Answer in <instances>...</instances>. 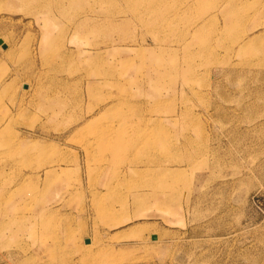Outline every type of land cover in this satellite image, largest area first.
<instances>
[{"label":"rangeland","instance_id":"obj_1","mask_svg":"<svg viewBox=\"0 0 264 264\" xmlns=\"http://www.w3.org/2000/svg\"><path fill=\"white\" fill-rule=\"evenodd\" d=\"M0 212V264H264V0H0Z\"/></svg>","mask_w":264,"mask_h":264},{"label":"bare ground","instance_id":"obj_2","mask_svg":"<svg viewBox=\"0 0 264 264\" xmlns=\"http://www.w3.org/2000/svg\"><path fill=\"white\" fill-rule=\"evenodd\" d=\"M104 8V7H103ZM44 14V13H43ZM75 14V13H74ZM74 17V16H73ZM81 17V16H80ZM92 19V17H90V16H86L85 17V19H83V21H82V24H81V26L83 25V27L84 26H87L88 24V22H89V20H91ZM53 20V19H52ZM55 22V21H54ZM56 23V22H55ZM101 23V22H100ZM61 30V29H60ZM64 30V29H63ZM61 33H63V32H61ZM81 33V32H80ZM88 34V33H87ZM74 38V37H73ZM120 53V52H119ZM114 56H115V54H114ZM90 84V83H89ZM123 120V119H122ZM113 122V121H112ZM125 125V124H124ZM124 127V126H123ZM108 129V128H107ZM122 131V130H121ZM139 132V131H138ZM100 133V132H99ZM103 134V133H102ZM99 136V135H98ZM147 136V135H146ZM111 137H109V139H110ZM104 143V142H103ZM123 145V144H122ZM42 150V149H41ZM104 151V150H103ZM11 194V193H10ZM12 195V194H11ZM8 197V196H7ZM8 199V198H7ZM101 199V198H100ZM99 199V200H100ZM2 208V207H1ZM23 209V208H22ZM112 209V208H111ZM24 212V211H23ZM1 213V212H0ZM106 213V212H105ZM22 214V213H21ZM24 215V214H23ZM18 216V215H17ZM22 216V215H21ZM28 218V217H27ZM26 219V218H25ZM16 222V221H15ZM4 222L3 221H1L0 222V234L1 233H3L6 229H8V226H7V224L6 225H2ZM19 223V222H18ZM26 225V224H25ZM24 228V227H23ZM11 229V228H10ZM14 229V228H13ZM9 231V230H8ZM15 231V230H14ZM16 233V232H15ZM11 234H13V233H11Z\"/></svg>","mask_w":264,"mask_h":264},{"label":"water","instance_id":"obj_3","mask_svg":"<svg viewBox=\"0 0 264 264\" xmlns=\"http://www.w3.org/2000/svg\"><path fill=\"white\" fill-rule=\"evenodd\" d=\"M152 238H153V239H157V236H156V235H153Z\"/></svg>","mask_w":264,"mask_h":264}]
</instances>
